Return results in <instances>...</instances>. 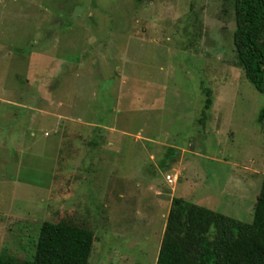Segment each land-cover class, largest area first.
I'll return each mask as SVG.
<instances>
[{
    "label": "rangeland",
    "instance_id": "1",
    "mask_svg": "<svg viewBox=\"0 0 264 264\" xmlns=\"http://www.w3.org/2000/svg\"><path fill=\"white\" fill-rule=\"evenodd\" d=\"M234 27L233 0H0V253L64 221L87 264H155L173 196L250 222L264 94Z\"/></svg>",
    "mask_w": 264,
    "mask_h": 264
},
{
    "label": "trees",
    "instance_id": "2",
    "mask_svg": "<svg viewBox=\"0 0 264 264\" xmlns=\"http://www.w3.org/2000/svg\"><path fill=\"white\" fill-rule=\"evenodd\" d=\"M233 10L237 62L264 94V0H233ZM206 94L205 110L211 106L209 91ZM258 120H264V107ZM175 153L168 147L165 158ZM93 241L89 229L44 221L30 257L13 263L0 253V264H87ZM155 264H264V175L250 222L173 196Z\"/></svg>",
    "mask_w": 264,
    "mask_h": 264
},
{
    "label": "built area",
    "instance_id": "3",
    "mask_svg": "<svg viewBox=\"0 0 264 264\" xmlns=\"http://www.w3.org/2000/svg\"><path fill=\"white\" fill-rule=\"evenodd\" d=\"M166 180L168 181V182H172V178L170 177V175H168L167 177H166Z\"/></svg>",
    "mask_w": 264,
    "mask_h": 264
}]
</instances>
